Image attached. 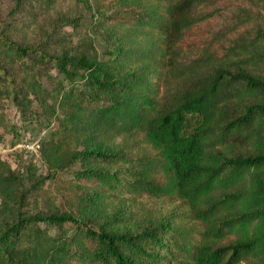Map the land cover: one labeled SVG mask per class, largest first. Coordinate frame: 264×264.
I'll use <instances>...</instances> for the list:
<instances>
[{"label":"trees","instance_id":"16d2710c","mask_svg":"<svg viewBox=\"0 0 264 264\" xmlns=\"http://www.w3.org/2000/svg\"><path fill=\"white\" fill-rule=\"evenodd\" d=\"M81 1L101 49L0 30V142L40 141L0 156V264H264V0ZM39 163L80 164L81 213L41 205ZM123 192L178 202L135 230L93 222Z\"/></svg>","mask_w":264,"mask_h":264},{"label":"rangeland","instance_id":"374dc122","mask_svg":"<svg viewBox=\"0 0 264 264\" xmlns=\"http://www.w3.org/2000/svg\"><path fill=\"white\" fill-rule=\"evenodd\" d=\"M12 6L13 0H0V30L5 29L12 38L24 44L40 39H48L50 45L57 48H80L92 45V47L101 49L107 43L106 33L101 30L92 31L89 29L92 12L81 0H57L51 7L40 5L38 0H34L32 4L23 10L10 14ZM241 8V6H237L225 11L207 22L206 27L209 28L211 33L216 32ZM32 19H35V21L31 22ZM90 38L92 41H89ZM3 112L4 118L8 120L12 119L15 114V110L10 107V103L6 104ZM44 131L42 130L41 133ZM3 136L5 138L2 139H5L3 142H6V145L12 143L10 135L7 136L6 133H3ZM16 149L7 154L13 153ZM32 156L34 158L38 157L33 154ZM77 168H80L79 163L69 169L59 171L57 176L52 177L49 175L46 166L39 163L38 171L45 176V187L47 188L45 198L41 203L43 207H56L59 210H69L75 214H79L84 210L87 200L82 195V190H93L94 188L89 187L81 190L79 187L68 185L67 179L71 171ZM106 201L107 204L105 202L104 204L97 203L91 209L92 213L95 214L93 222L118 220L120 226L115 228L130 230L156 224L178 202L177 199L164 196L154 197L146 194L134 196L129 192H123L115 198L110 197ZM108 202L111 204H108ZM120 220H124V222L121 223ZM93 224L97 225L96 223Z\"/></svg>","mask_w":264,"mask_h":264},{"label":"built area","instance_id":"2783aa9c","mask_svg":"<svg viewBox=\"0 0 264 264\" xmlns=\"http://www.w3.org/2000/svg\"><path fill=\"white\" fill-rule=\"evenodd\" d=\"M18 147L23 148L25 151L35 156H38L40 147L39 138H34L29 141L17 142L13 146H7L0 142V156L6 155L8 152Z\"/></svg>","mask_w":264,"mask_h":264}]
</instances>
